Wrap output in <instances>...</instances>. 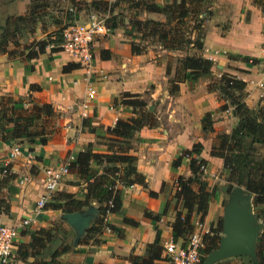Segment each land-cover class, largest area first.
<instances>
[{"label":"crops","instance_id":"1","mask_svg":"<svg viewBox=\"0 0 264 264\" xmlns=\"http://www.w3.org/2000/svg\"><path fill=\"white\" fill-rule=\"evenodd\" d=\"M31 1L0 0V21H5L8 17L28 16ZM49 1L43 3L44 8ZM71 1L88 4L97 0H69ZM153 1L162 5L167 0ZM263 2L264 0H205L202 6L201 55L210 60L213 66L210 75L198 78L192 88L185 82H179L177 90L170 92V85L175 84L177 61L189 53L190 48L166 51L152 45L142 55H131L130 38L123 28L107 31L104 37H97L93 42L94 68L90 76L95 95L89 103L86 102L84 110L79 104L81 100L85 102V88L80 77L82 71L77 67L76 70L62 72L65 65H75L65 53L51 52L48 47L44 53L30 60L0 53V96L14 99L31 97L37 103L51 105L63 119L61 135L53 137L44 146L31 147L32 151L28 147H22L26 153L8 163L7 172L12 177L9 181L12 191H9L8 213L0 215V221L13 224L33 208L35 201L44 194L42 179L45 168L60 167L69 156L74 158L88 144L91 145L92 152L105 154L106 148L96 144L95 138L102 135L99 133L101 129L112 128L116 120H126L136 115L135 110L123 107L119 100L124 93L138 95L139 100L148 104V111L155 112L156 120L155 127L139 129L130 142L129 154L135 157V170L143 177L144 186L131 185L121 189L120 209L108 215L106 220L112 231L104 233L99 238V243L69 242L67 244H71L70 250L58 261L60 264H132L131 257L144 258L147 245L152 244L157 235L161 247V261L158 264H166L163 246L172 240L170 224L176 212L184 214L181 201L174 200L177 187L175 180L178 177H190L187 158H182L179 166L174 169L172 162L181 151L190 150L194 144L199 143L202 151L192 157L205 162L208 177H202L201 180L208 187H213L217 182L212 178H216L215 174L221 172L222 165L220 159L209 156L210 146L215 135L228 133L235 122L231 108L217 111L219 103L216 92L207 90L208 83L222 73H228L243 82L244 104L250 111L257 108L264 92V56L260 50L264 41ZM40 11L39 9L38 15L41 19L38 20L37 17V25L32 33L37 39L48 34L44 25L47 21ZM90 13L89 10L85 15V22ZM104 18L103 14L102 19ZM140 18L164 20L162 15L152 13H144ZM50 25L54 28L53 32L58 30L55 18ZM261 83L262 88L259 87ZM30 86L34 90H30ZM82 113L90 120L89 126L95 128L93 132L87 125L82 126ZM206 113L211 116L213 132L203 135L201 119ZM75 128L78 132L73 139L71 133L73 135ZM9 147L0 142V166L7 160ZM262 147L264 151V143ZM66 152L68 154L64 155ZM95 165L93 162L90 164L91 168L100 173L99 164ZM24 177L26 182L19 183ZM223 187H219L220 194L214 195L208 203L206 215L201 222L209 230L215 229L220 217L222 218L225 206L222 201ZM196 189L194 186L193 190ZM55 192L81 195L84 193V184L76 175L68 174ZM149 192L154 196L148 195ZM96 207V202L92 201L89 208ZM143 211L158 215V219L153 221L144 218ZM61 214L63 213L59 210L43 211L29 229L19 233L15 245L26 243L29 232L47 228L49 224L61 220ZM124 219L135 225L124 224ZM195 222H198V218L196 214H192V227ZM63 229L67 232L68 240V236L74 231L65 222ZM217 235L220 236L221 232ZM54 249L55 244L50 243L41 258L48 261L47 254ZM9 264L23 263L14 255V260Z\"/></svg>","mask_w":264,"mask_h":264},{"label":"trees","instance_id":"2","mask_svg":"<svg viewBox=\"0 0 264 264\" xmlns=\"http://www.w3.org/2000/svg\"><path fill=\"white\" fill-rule=\"evenodd\" d=\"M47 0H32L28 17L36 21L39 2ZM73 4V1L70 2ZM205 0H167L162 5L153 0H97L86 4V9L91 13H102L107 31L123 28L130 38L129 49L131 55H142L147 47L156 45L166 51H182L190 48V52L179 58L174 73L175 84L170 85V92L177 90V83L185 82L192 88L198 78L208 76L213 66L212 62L204 59L202 51V6ZM264 3V2H263ZM119 9V10H118ZM90 13V14H91ZM144 13L159 14L163 21L144 20L140 16ZM205 15H207L205 13ZM39 16V15H38ZM10 18L5 20L4 30ZM33 23V22H32ZM8 24V25H7ZM13 34H5V40L0 45V52L8 57L13 53L6 52L7 39L12 40ZM61 31V30H60ZM13 43V42H12ZM54 43V44H53ZM60 43V32L57 40L39 42L37 50L29 52L24 59L30 60L38 54L44 53L45 49L51 52L59 51L56 46ZM77 66L67 64L62 67V72L76 70ZM30 90H34L30 86ZM209 92H217L219 103L217 111L227 110V104L221 103L222 97L230 102L231 114L235 118L234 124L228 133H220L214 137L209 149V156L221 160V176L228 184V189L238 186L252 195L253 211H264V92L259 99L257 108L250 111L244 104L245 84L236 80L228 73H222L218 78L211 80L207 85ZM3 99L0 96V100ZM114 104L116 99H114ZM10 103V102H9ZM28 108H23L21 102H11L9 105H0V142L13 145V142L25 141L29 145L44 146L49 141L51 130H46L43 123L46 119L54 116V111L49 104H40L31 100ZM119 104L123 107L135 110L134 116L126 120L118 119L112 128H105L104 135L97 136L104 141L99 143L106 148L105 154L94 153L91 145L76 154L70 162L69 169L76 173L78 180L84 184V193L73 195L65 192L56 193L57 196L43 206V211L59 210L62 213H74L90 207V203L97 204V216L92 220L89 227L78 240L79 244L99 243V238L104 234L102 231V218L104 211L110 214L120 209L121 189L131 185L144 186L143 177L135 170V157L129 154L130 142L133 135L141 128H153L156 120L152 112L148 111L147 105L138 99V95L124 93L120 96ZM45 118V119H44ZM85 126L86 125H82ZM88 127V125H87ZM94 131V127L88 128ZM201 131L203 135L213 132L210 114L206 113L201 119ZM202 146L197 143L190 150H183L173 160L172 169L179 166L182 158L188 159L190 177L176 178L175 201H181L184 214L176 212L173 222L170 224L171 238L173 241L184 239L190 234L193 227L190 223L192 214H196L198 222L204 219L208 203L214 197V186L208 187L200 179L203 175L199 166H205L203 160H197L192 155H198ZM101 164V172L91 168L90 164ZM3 169L6 172L2 174ZM7 168L0 166V215L7 214L9 209L10 180ZM196 186L197 189L193 190ZM6 193V194H5ZM6 197H4L5 195ZM4 195V196H3ZM148 195L154 196L149 192ZM111 204V207L108 206ZM144 218L156 221L158 215L143 211ZM62 223V220H61ZM124 224L135 225L134 222L124 219ZM110 231L112 228L108 225ZM221 230V218L215 229H210L209 234L203 238L202 255L205 257L209 252L216 249ZM64 235H60V234ZM67 232L59 224H49L47 228H38L28 234V241L14 246L13 254L23 264H60L59 258L70 250L66 243ZM55 244V249L48 252V261L41 258L48 245ZM255 259L257 264H264V223L261 232L255 241ZM161 247L158 237L150 245H147L144 258L131 257L132 264H158L161 261ZM241 264H252L247 257H240ZM204 258L201 259V264ZM164 261V260H163Z\"/></svg>","mask_w":264,"mask_h":264},{"label":"built area","instance_id":"3","mask_svg":"<svg viewBox=\"0 0 264 264\" xmlns=\"http://www.w3.org/2000/svg\"><path fill=\"white\" fill-rule=\"evenodd\" d=\"M112 2V0H108ZM99 13H91L87 17L85 23H71L63 28L60 32V43L56 48L65 53L71 58L74 64L83 72L84 78L82 80L85 88V99L90 101L95 95L92 89L89 78L92 73V61H93V42L97 37L103 36L107 33V29L104 27L103 19L98 18ZM261 53L264 56V41L261 44ZM262 88L263 84H259ZM82 102V109L87 107V103ZM81 117H86L85 113H82ZM26 153L19 145H11L8 148L7 160L3 165V168H7L8 163L22 156ZM28 155V154H27ZM73 160L69 156L68 160L60 167H49L43 170V191L34 204V207L27 212V214L19 218L13 224H7L0 221V264H9L14 260L13 248L19 233L22 230L28 229L37 220V217L43 212V206L46 203V197L48 194L55 192L58 186L62 182L63 178L68 173V165ZM199 170L203 175L206 173V168L203 165L199 166ZM6 172L3 169L2 174ZM26 182V178H21L19 183ZM178 190V187H176ZM111 207V204L108 203ZM110 215L108 210L104 211L102 218V231L105 234L110 233V229L107 224V216ZM209 234V229L205 228L201 222H195L193 230L188 234L184 241L169 240L163 246V254L166 264H201L203 258V238Z\"/></svg>","mask_w":264,"mask_h":264},{"label":"rangeland","instance_id":"4","mask_svg":"<svg viewBox=\"0 0 264 264\" xmlns=\"http://www.w3.org/2000/svg\"><path fill=\"white\" fill-rule=\"evenodd\" d=\"M112 2H113V0H112ZM112 2H110V3H112ZM43 3L44 2H42L40 4L41 5L40 6V10H41L40 13H42L41 15H44L43 18H45V20L47 21V23L44 24V25H46V27H47L48 34L42 36L41 38L37 39V38L33 37L32 33H34L33 30L36 28L37 24H36L35 21H33L28 16H26V17L25 16L24 17L23 16L8 17V18H10L9 23H11L13 26L16 25V27L15 26L12 27L11 25L7 24L8 26H6L5 30L3 29L4 26H5V21H3V20L0 21V45L6 39L5 38V34H6L7 31H8V34L10 35V34H13V32L15 31L16 28L18 30L17 32H15L14 37L12 36V40L7 39L9 41H7L6 49H5L6 52L10 51L11 53H13L12 54L13 57H17V58H20V59L22 57L24 58V56L27 53L33 52L34 50L35 51L37 50L39 42L48 41V40H57L58 32H61L60 30L65 28L67 25H69V24H71V23H73L75 21L76 22L78 21V23H83V22L86 21V19L84 20V17H85V15L88 14V10L86 9V3L82 2V1L73 2V4H71L69 2V0H50L49 3L47 2V7L46 8L43 7ZM50 16H51V19H50ZM37 17H39V16L37 15ZM97 17L101 19V18H103V14L99 13L97 15ZM53 18H55L57 20V28H58V30L54 31V32H53L54 28L50 25V22L53 21ZM40 19L41 18L39 17L38 20H40ZM100 37H104V36H100ZM45 50H47V49H45ZM93 51H94V48H93ZM0 53H2V52H0ZM92 67L94 68V57H93V61H92ZM91 74H93V72ZM80 77H81V83L83 84V82H82V80L84 78L83 72H81V76ZM73 82H75V81H73ZM89 82L92 83L90 81V78H89ZM217 95L218 94L216 92V96ZM2 98L3 99L0 100V105H2V104L3 105H5V104L9 105L11 102L19 101V102H21V106L23 108H28L31 105L30 102L32 100L31 97H21V98H18V99H14L12 97L5 96V95H2ZM222 99L223 100L221 101V103L227 104V109L231 108L230 102L224 97H222ZM85 101H86V99H85ZM80 102L81 103H79V104L82 105V100ZM86 102L89 103L90 101H86ZM147 107H148V104H147ZM151 112H152V115L154 117L155 116V112L152 111V110H151ZM60 115H61L60 113L58 114V113H55V111H54V116L49 118V119H46V121L43 123L44 124L43 127L46 130H48V132H49V130L51 128L53 129V130H51V135H50L49 141H51V139L53 137L61 135L62 128H63V126H62L63 119L61 118L62 116L60 117ZM81 118H82L83 124L84 125H88V128H89L90 126H89L88 122H90V120L88 118L86 119V117L85 118L81 117ZM75 129H76V131H73V135L71 133V136H72L73 139L76 137L77 132H78L77 128H75ZM99 129H101V128H99ZM84 130L86 131L87 129L84 128ZM100 131L101 132H99V133H101L102 135L105 136L104 130L101 129ZM72 138L71 137H67L68 140H72ZM101 142H104V141L98 139L97 137L95 138V143L96 144H99ZM13 144L14 145H19L21 147H28L30 151L33 150L31 147H35V145H29L28 143H26L23 140L22 141L17 140L15 142H13ZM88 145L90 146V144H88ZM86 147L84 149H86ZM67 152L64 153V155L68 154ZM73 160H74V158H73ZM94 165H95V163H94ZM96 165H98V164H96ZM68 168H69V165H68ZM99 168H102L101 164H99ZM68 174L76 175V173L74 171H72L71 169L68 170L67 175ZM5 176L7 177L8 174H5ZM65 177L63 178V180L65 179ZM202 177L206 178L208 176L207 175H202L200 177V179ZM214 177H216V178H212V179H215L216 182H217L214 185V195H218V194H220L219 187L220 186L228 187V184L223 180V177L221 176L220 173L215 174ZM63 180H62V182H63ZM56 193H58V192H53L51 194H48V196L46 197V203L50 202L51 200H53V198H55L57 196ZM4 197H6V195ZM227 199H228L227 198V194L224 193L222 195L223 206L226 204ZM33 207H34V204H33ZM258 210H259L258 213H256V212L253 211V207H252V213L254 214V216H256V218L259 220V222H261L263 224L264 223V211H262V209H258ZM61 220L60 219H58V221L56 220V223H54V224H59L60 223V225L63 227L64 221H62V223H61ZM71 234H72L71 236L67 235L68 236V240H67V238H66V240L68 242H66V243L75 242V232H71ZM60 235L62 236L64 234L62 233ZM72 236H73V238H72ZM72 239H73V241H72ZM14 246H16V245H14ZM239 258L240 257L226 259V261H222L221 263H216V264H241L242 261ZM247 264H249V263H247Z\"/></svg>","mask_w":264,"mask_h":264},{"label":"water","instance_id":"5","mask_svg":"<svg viewBox=\"0 0 264 264\" xmlns=\"http://www.w3.org/2000/svg\"><path fill=\"white\" fill-rule=\"evenodd\" d=\"M222 191L228 199L221 218V235L216 249L204 257L202 264H216L235 257H247L257 264L254 246L263 224L252 213V195L238 186L223 187ZM96 215L95 208H87L63 213L60 218L75 232L76 243Z\"/></svg>","mask_w":264,"mask_h":264}]
</instances>
